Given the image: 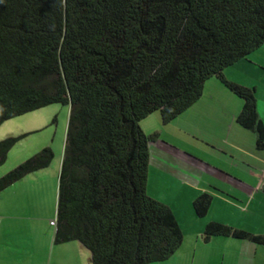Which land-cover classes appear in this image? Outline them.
Segmentation results:
<instances>
[{
	"label": "trees",
	"instance_id": "1",
	"mask_svg": "<svg viewBox=\"0 0 264 264\" xmlns=\"http://www.w3.org/2000/svg\"><path fill=\"white\" fill-rule=\"evenodd\" d=\"M264 44V0H0V124L48 104L70 105L54 240L81 242L92 264L169 259L184 233L174 208L148 193L149 143L141 120L170 122L217 77L245 100L238 121L264 123L252 87L225 69ZM20 137L0 140V165ZM50 146L0 177V192L49 166ZM213 195L193 201L205 217ZM264 245V234L221 221L203 237Z\"/></svg>",
	"mask_w": 264,
	"mask_h": 264
},
{
	"label": "crops",
	"instance_id": "2",
	"mask_svg": "<svg viewBox=\"0 0 264 264\" xmlns=\"http://www.w3.org/2000/svg\"><path fill=\"white\" fill-rule=\"evenodd\" d=\"M225 75L232 81L254 88L258 113L264 123V44L227 67ZM244 104V98L235 94L217 77H211L205 83L202 97L176 117L179 119H173V131L187 133L190 137L185 143L187 146L173 141L174 145L168 144L169 151L166 152L164 146L149 145V175L152 150H156L159 158L158 175L162 178L171 177L173 183L182 184V187L179 186V195H182L176 200L179 202V215L188 218L185 226L181 222L184 233L182 246L169 259L153 264H247L248 258H253L260 251L258 244L249 239L238 238L239 241L234 240L235 237L219 235L205 241L203 237L206 224L210 221H221L244 229L245 226L237 221V217L244 218L240 214L244 212L243 209L253 207L264 211V147L257 144V132L244 127L237 119ZM184 122L189 125L186 127ZM200 129L204 132L198 131ZM161 134L158 133L155 140ZM202 141H207L206 146L210 147L206 150L207 156L201 154L204 150L198 144ZM195 177L198 181L194 183ZM204 191L211 193L213 198L207 215L199 217L193 201ZM4 206L6 212L0 221V252H4L0 255L1 264H85L81 262L84 256L92 264L91 252L81 242H55L56 227L54 231L49 229L46 232L43 225L22 226L23 231L19 230L17 236L21 237L18 238L13 232L16 204ZM214 244L217 249L219 247L218 251L213 249ZM17 245L22 246L18 248ZM238 247L243 249V259L238 253L235 255ZM13 255L18 256L19 262L8 263ZM1 259H7V262Z\"/></svg>",
	"mask_w": 264,
	"mask_h": 264
},
{
	"label": "rangeland",
	"instance_id": "3",
	"mask_svg": "<svg viewBox=\"0 0 264 264\" xmlns=\"http://www.w3.org/2000/svg\"><path fill=\"white\" fill-rule=\"evenodd\" d=\"M69 112V104L56 102L28 111L24 114L13 116L0 124V140L12 136L20 137L17 143L9 150L4 163L0 165V177L46 146H50L54 151V157L49 166L26 174L24 177L15 181L5 190L0 192V221L2 220L1 218H3L4 212H6V206L4 205L16 204V210H14V213L17 216L13 219V232L16 236L18 235L19 230L23 231V228L28 226L36 227L38 225H43L46 232H48L49 229H52L53 231L55 230L56 224H52L50 220L52 219L56 221L57 217L59 174L65 147ZM174 120L164 123L159 110L143 118L140 123L147 134L155 132L162 133L159 135L158 140L150 141L149 145L164 146L166 152L169 151L167 148L168 144L174 145L173 141H178V145L187 146L185 143L190 137L187 133L183 132L182 134H179V131H173L174 126L172 124L175 123ZM184 123L186 127L189 125L188 122ZM198 131L202 133L204 132L203 129ZM205 142L207 141L199 142L198 145L201 150H204L201 154L207 156L206 150H209L210 147L207 148V143ZM152 154L148 193L151 196L174 206L178 219L180 222L184 223L185 226L188 222V218L179 215L181 214L180 207H178L179 202L176 200L182 195H179V186L182 187V184L180 182H176V184L173 183L174 181L170 179L171 177H160L158 175L159 158L156 154V150H152ZM187 154L191 157L190 153ZM196 180L198 181L197 177L193 179L194 183ZM184 200L185 199L183 198L182 201ZM182 205L184 206V204ZM256 207L260 208V206ZM181 208L183 213H186L184 208ZM243 210L244 212L241 211L240 214L243 215L244 218L237 217V221L241 222L246 230L257 234H264V211L256 208L254 209L253 207ZM189 225L190 224L187 226L190 227ZM187 230L188 229H186V231ZM17 237L20 238L21 236ZM234 240L239 239L236 238ZM72 241L73 243H76V240ZM20 246L22 245H17L18 248ZM258 247H260V251H258L253 258L252 256L249 257L247 264H264V251L262 250V248L264 249V245L258 244ZM213 249L218 251L219 247L217 249L214 244ZM8 250L9 249L6 250V255L8 254ZM235 252V255H237V253L238 255H241V259L244 258L243 249L241 247L235 249ZM3 254L4 252L1 251L0 255ZM21 258L23 259V255ZM86 258L87 257L84 256V258L81 259V262L91 264ZM5 260L7 262V259ZM5 260H2V262H5ZM251 261L254 262L251 263ZM12 262H19L17 255H13L8 263ZM153 263L162 262L158 261Z\"/></svg>",
	"mask_w": 264,
	"mask_h": 264
},
{
	"label": "built area",
	"instance_id": "4",
	"mask_svg": "<svg viewBox=\"0 0 264 264\" xmlns=\"http://www.w3.org/2000/svg\"><path fill=\"white\" fill-rule=\"evenodd\" d=\"M262 178H263V181H264V169H263V173H262ZM262 186H264L263 183H262ZM51 223L55 225L56 221L55 220H51Z\"/></svg>",
	"mask_w": 264,
	"mask_h": 264
}]
</instances>
